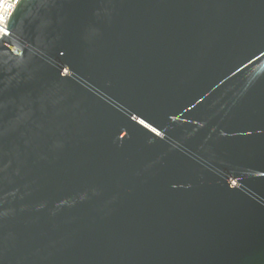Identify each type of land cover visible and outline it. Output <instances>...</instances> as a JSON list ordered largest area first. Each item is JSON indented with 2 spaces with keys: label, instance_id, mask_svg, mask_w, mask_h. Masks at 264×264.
<instances>
[{
  "label": "water",
  "instance_id": "water-1",
  "mask_svg": "<svg viewBox=\"0 0 264 264\" xmlns=\"http://www.w3.org/2000/svg\"><path fill=\"white\" fill-rule=\"evenodd\" d=\"M0 264H264V0H20Z\"/></svg>",
  "mask_w": 264,
  "mask_h": 264
},
{
  "label": "built area",
  "instance_id": "built-area-1",
  "mask_svg": "<svg viewBox=\"0 0 264 264\" xmlns=\"http://www.w3.org/2000/svg\"><path fill=\"white\" fill-rule=\"evenodd\" d=\"M19 2L20 0H0V30L7 25Z\"/></svg>",
  "mask_w": 264,
  "mask_h": 264
}]
</instances>
